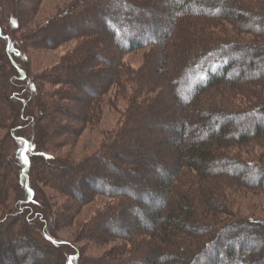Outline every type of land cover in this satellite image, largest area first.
<instances>
[{"label":"rangeland","instance_id":"rangeland-1","mask_svg":"<svg viewBox=\"0 0 264 264\" xmlns=\"http://www.w3.org/2000/svg\"><path fill=\"white\" fill-rule=\"evenodd\" d=\"M74 1L76 0H0V31L2 33L0 36V50L4 52L5 49L6 42L2 43V41H8L9 45L12 46V60L19 68L20 74H24L27 70H30L33 74H39L50 69L57 65L78 44L79 39L76 38H70L51 48L35 47L30 44H24L25 47H23L21 44V39L25 33H30L43 25ZM217 2L223 3V5L220 3L219 6L222 11L229 9L230 12L238 11V13L249 16H246V21L235 17H224V14L215 15V17L203 15L178 17L172 13L177 9L175 8V0H127V3L123 2L116 6L112 4L109 7L111 11L118 9L123 14H125L126 9L131 7V11H127L129 18H135L132 21L133 24L138 25V29L140 28L144 32L146 38L154 39L155 37L157 39L167 26L170 30L167 37L161 39L163 41L160 44L145 45L123 53L120 66L122 71L127 72L120 71V85L117 88L113 86L98 94L89 109V121L85 123L76 136L69 137L63 143V146L61 145L59 148L49 151L51 159L58 162L80 163L81 160L87 157L100 154L104 143L110 139L108 135L115 131L119 124H124L135 117L137 119L141 113L140 116L148 117L147 123L132 127L134 131H131L130 137L125 135L120 139L124 149L111 152L112 166L105 165L101 159L92 161L98 167L96 173L98 177L95 175L93 177L97 180H104L108 185H116L115 187L129 186V183L135 181L142 183L146 181V183L151 182L159 188V185L167 180V177L163 174L165 168L171 167L177 159L178 125L171 121H176L174 119L178 110L169 104L170 99L168 97L163 98L171 92L168 90L169 86H172V81L176 79L184 67L188 66L190 62L197 61L203 53L219 45H229V49L224 51H229L226 53L232 54L230 58L234 65L247 67L250 63L251 67L247 68V72L250 74L257 72L262 78L255 82L241 83V85L235 84V82L231 84L223 81L211 84L197 96L198 104L204 106L205 109L229 113L230 111H239L249 107L252 100L255 99L253 92L257 95L260 93L262 99H264V70H262L264 69V65H262L264 64L262 63L264 62V51L253 50V45H256V43H264V18L254 16L261 13V11L264 12V0H211L210 12L217 10ZM95 8L97 9V7ZM98 10L100 11H98L97 18L93 19V22L84 20L80 26L84 30L91 28L100 32L101 41L106 42L103 44L99 41L96 44L100 45L101 52L110 59L111 52L108 49V42L111 44L109 38H111L112 33L108 31L104 21L98 18L101 13H106L105 11L108 9L104 10L98 7ZM154 50H159L162 57L157 58V60L161 61L159 64L162 68H167V72L166 74L151 72V74H148L149 79L147 80V74L143 78V74L138 72H144L148 66L150 68L147 63L152 59ZM105 66L99 61H95L93 64L82 67L84 70H91L93 67H97V69L90 71V73L94 72L95 76L89 73L86 77L80 79V84L82 87H87L85 89H88V91L77 90L78 97L84 99L90 96L88 93L92 90L90 89L91 84H88L99 83L104 77L103 67ZM10 68L11 66L7 65L5 71L7 74L6 82L11 89L17 79H13L16 73L13 74ZM229 72L231 74L237 73V70L233 68ZM136 80L138 81L136 82ZM254 83H258V86H255L256 88H253L252 91L250 86ZM186 84L184 85L187 87L183 85V92L188 95L193 84L192 81L188 85ZM23 94H26L27 97L32 96L29 90H24ZM73 102H70L68 107L72 109L73 113L81 112L80 103L82 101ZM28 109L30 111L33 109L34 116H38L34 102H31ZM64 114H66L65 111ZM29 116L32 117L33 115L30 113ZM142 117L137 120L142 119ZM217 117L219 116L217 115ZM23 119L20 115L14 121L12 120V127L0 128L2 154L5 157V165L2 169L4 176L2 187L5 195L3 201L0 202V232H3L0 233V237L3 233L10 234V232L13 235L20 233L23 237L26 234V236L38 241L40 245L59 250L63 259L65 255L66 257L70 255L73 258L70 264H94L92 262L99 258H106V260L111 261H108L109 264H115L117 258H124L134 252L147 251L148 248H145L144 242L150 239L151 232L142 228L149 225L148 223L157 208V205H153V202L149 204L136 198L140 202L137 205L138 208L142 207L143 210L133 209L132 211L126 210L123 212V218L129 219V221L121 224L123 227L121 233H125L124 231L129 229L132 238L128 241L119 237L120 232L112 233L113 228L121 226L119 221L107 222L102 220L100 222V225L102 224L101 229L99 227L95 230L97 234L92 233L90 236H87L88 230L83 231L85 222L97 213L101 214L114 209L116 207L115 203L119 199L97 194L92 200L80 206L79 210L71 213V210L67 208V204L77 199H85L91 191L96 190L93 184L95 179L91 177L87 182H84L85 186L79 183L78 188L74 191L71 188L75 192L71 198L59 194L46 182L35 179L34 176L31 187L33 188L35 201L41 202L42 200L43 203H49L51 214L53 212L56 214V209L59 207V214H56V221H46L45 227H43L44 223L31 218L29 221L26 219L27 215H22V209L16 201L19 199L17 198L18 191L22 190L21 187L23 188V182L19 181L17 175L18 166L22 159L20 162L13 159H16V153L21 158L24 150L22 141L25 140V137L33 136L36 131L33 128V123L23 128L22 125L25 121ZM65 120L62 123L75 124L72 121ZM142 121L145 122L143 119ZM220 121L222 123L230 122V127L233 128L246 126L250 132L253 129L254 116H250L248 121L232 116H224ZM18 126L20 129L18 128L17 132L12 135V130ZM218 129L219 125L215 127L214 132ZM49 130L52 136L61 134L53 127ZM253 137L247 138L250 141L240 146H235L232 142L228 145L216 142V146H212L211 150L220 159L232 157L255 163L254 161L259 159L258 155L264 154V143L253 141ZM118 143L120 144V141ZM114 154H119L121 161L116 162L113 158ZM31 168V165H29L27 170V176H30V179L31 174H34ZM78 168H83V166ZM211 169L215 170L217 168L212 165ZM51 170L54 172L59 171L58 168H51ZM51 170L46 169L48 173H52ZM212 170L206 176L196 177V172L183 167L179 179L175 181V187H177L175 192L181 193L183 191L191 200V205L195 207L197 215L194 216L197 218L195 224L197 222V225L203 226L202 224L206 222L210 227L207 232L206 230L202 232L203 236L206 234L209 236L207 244L194 245L195 238L202 236L190 233H180L179 238L174 237L169 243H159L158 248L171 247L172 249L168 251L172 254L177 248H185L186 250L188 245L183 242H185L184 240L188 241L189 248L196 249L195 253L190 255V261L187 264L192 262L194 264H227L228 258L232 255H239L243 260H247L246 250L252 251L264 248V228L262 227L264 225V186L255 182L257 181L255 172L244 170L242 174L238 175L242 176L240 178L235 176L233 170L228 171L230 174H217ZM231 174H234V176ZM114 180L118 181L114 183L115 185L111 182H115ZM200 183L205 187H209L213 193L211 196L213 202L208 205L210 208L206 213L201 208L200 197L207 195V193H205L206 190L205 192L200 191ZM41 213L43 214L44 211ZM29 216L33 217L34 215ZM247 223H252L249 224L251 227H248V229L238 230L237 228L233 229V227L224 231L228 225L242 224L239 226H246ZM139 229H141V232H138ZM218 229H221L223 233L219 232ZM99 230L113 239L110 238L104 241V237L101 235L103 232L99 233ZM46 232L49 233L48 236H46ZM217 234L220 235V243L213 241V237ZM236 234L239 238L236 237ZM22 236L20 237L24 239ZM245 237L253 240L255 244L253 245V242H251L246 245L245 242L248 239L245 240ZM141 239H143V243ZM222 240L232 241L231 248H227L229 246H226ZM5 241L3 240L4 243ZM132 241L135 242V248H132ZM60 242H63L64 245L59 246ZM150 245H152V242H150ZM9 246L19 260L22 259L24 262L26 260L28 264H47L43 261L41 255L37 254L42 249L36 250L34 255H28L19 243H11ZM31 247L34 248L35 246L32 245ZM77 250L79 255L75 258L72 254ZM42 253L45 256L44 258L47 257L52 260V252L44 250Z\"/></svg>","mask_w":264,"mask_h":264},{"label":"trees","instance_id":"trees-1","mask_svg":"<svg viewBox=\"0 0 264 264\" xmlns=\"http://www.w3.org/2000/svg\"><path fill=\"white\" fill-rule=\"evenodd\" d=\"M123 2L127 3V0H112L110 2L109 0H76L64 8L59 14L43 23V25L37 27L30 33H25L21 39L22 46L24 44H30L35 47L41 46L51 48L58 46L70 38L79 39L78 44L66 54L57 65L44 70L39 74H33L30 70H27L24 74H20L19 68L12 60V46L9 45L8 41H2V43L6 42V44L4 52L3 50H0V128L12 127V122L16 117L21 115L22 119L25 117V119H23L25 121L22 127L25 128V126L33 123V128L36 130L33 133V136L25 137V140L22 141V147L24 149L25 142L27 145H30V149L24 151V155L27 156V163L21 161V158L17 153L16 159H13L16 160V162L21 161L18 166L19 171L17 172V175L19 181L23 182V188L21 187L22 190L18 191L19 194L17 198L19 199L16 201H18V205L20 209H22V215H27V220L30 221L31 218L37 222L44 223L43 227H45L46 221H56V214H59V207L56 209V214L54 212L51 214L49 203L44 202V204L42 200L41 202L35 201L33 188L31 187L33 177L35 176V179L46 182L59 194L72 198L75 194L73 191L78 188L77 185L79 183L80 185L85 186L84 182H87L90 177L94 178V175L98 177L96 174L98 172V167H96L97 164L95 165L92 161L101 159L105 165L112 166L113 161L110 157L112 154L111 152L124 149L122 148L120 139L125 135L126 137H130L129 134L131 131H134V128L132 127L138 125L141 126L144 125V123H147L148 117H142V115L140 116V113L137 119L142 117L145 122H143L142 119L137 120L135 117L129 119L124 124H119L115 131L108 135L110 139L104 143L100 154L87 157L81 160L80 163L58 162L52 160L50 157L51 154L49 151L57 149L61 145L63 146V143H65L69 137L76 136L84 127L85 123L89 121V109L93 104V100L95 102L98 94H101V92L113 86H116L117 88V86L120 85V71H122L120 64L123 53L130 52L145 45L153 46L158 43L160 44L163 41L161 39L166 38L168 35V31L170 30L169 26L165 28L164 32L161 33L160 37L157 39H155V37L154 39L146 38L144 32H142L140 28L138 29V25L133 24L134 22L132 21L135 18H129L127 11H131V7L130 9L125 10V14L118 9L112 11L109 9L112 4L116 6ZM220 3L223 5L222 2H219L217 4V10L210 12V6L212 5L211 0H175V8L177 9L172 13L174 16L178 17L202 15L215 17V15L220 16L221 14H224V17H235L236 19L243 21H246V16H249L247 14L238 13V11L230 12L229 9L222 11L219 8ZM95 7H97V9ZM98 7H100V9L103 8L104 10L108 9L105 11L106 13H99L100 16L98 18L104 21L108 31L112 33V35L110 34L111 38H109L111 44L108 42V49H110L111 52L110 59L101 52L102 49H100V45L98 46V44H96V42H99L102 39V37H100V32L91 28L84 30L82 29L83 27L80 26L84 20H87V22H93V19L95 20L97 18L98 11H100L98 10ZM193 7H195L194 10ZM263 14L264 12L261 11V13L254 16L264 18ZM1 35L2 33L0 31V36ZM104 42L106 41H103L102 43L105 44ZM253 48V50L259 49L260 51H264V43H256V45H253ZM226 49H229V45L216 46L203 53L197 61L190 62L188 66L180 71L176 79L172 81V86H169L168 89L171 92L166 94L167 96L163 98L165 99L168 97L170 99L169 104L172 105L174 109L178 110L177 116L174 119L176 121H171L178 125L177 159L171 167L165 168L163 174L167 177V180L159 185V188L154 186L151 182L146 183V181L145 183L135 181L134 183H129V186L122 185L120 187H115L116 185L114 183L118 181H111L115 185L112 186L106 184L102 179L97 180V178H94L95 180L93 184L96 187V190L91 191L85 199H77L76 201L67 204L68 210H71L72 213L79 210L80 206L92 200L97 194L119 198L118 202L115 203L116 207L114 209L101 214L97 213L84 223L83 231L86 232L85 230H88L89 232L87 236L96 233L95 230L102 225H100L102 220H106L107 222L112 220L116 222L119 221L120 225L128 222L129 219L123 218V212L126 210L132 211L133 209L143 210L142 207L138 208L137 205L140 204V202L139 200H136V198H139L146 203L151 204L153 202V205H157V208L148 223L149 227L146 226V228H142L145 231L151 232L150 239L147 242H144L143 239H141L142 243L144 242L146 245L145 248H148L147 251L134 252L124 258H117L115 264H187L190 261V255L195 253L196 249L189 248L188 241L184 240L185 242H183L188 245L186 250L185 248H177L172 254L168 251L172 249L171 247L158 248L160 242L169 243L174 237L179 238L180 233H190L196 236H202L195 238L196 242L193 243L194 245L208 243V234L203 236L202 232H204L203 230H206L207 232L210 227L206 222L202 224L203 226L197 225V222L195 224V220H197V218L194 217L196 211L195 207L191 205V200L183 191L181 193L175 192L177 189V187H175V181L179 179V174L183 167L186 169L190 168L192 171L196 172V177L206 176L212 170V165L216 166L217 169L212 171L217 174H230L228 171L233 170L235 176H238L242 174L244 170H253L257 177V181L255 182L258 185L264 186V154L258 155L259 159L254 161L255 164L248 160H240L232 157L220 159L217 158L211 150L212 146H216V142L226 143L227 145L232 142L235 146H240L250 141L247 138L253 136V141L264 143V101H262L264 99H262L261 94L258 93L257 95L253 92L255 99L252 100L249 107L243 108L239 111H230L229 113H221L205 109L204 106H200L197 102V96L206 90L211 84L223 81L231 84L235 82V84L237 83L241 85V83L255 82L262 78L257 72L251 74L247 72V68L251 67L250 63L247 67L244 65H234L230 58L232 54L226 53L229 52L224 51ZM154 51L152 59L147 63L150 65V68L148 66L144 72H138L143 74V78H145V74H147V80L149 79L148 74H151V72H156L157 74H159V72L166 74L167 72V68H162L159 64L161 61L157 60V58L162 57L159 50ZM257 59L259 58L257 57ZM95 61H99L106 65L103 67L104 77L98 84L89 83L88 85L91 84L90 89L92 90L88 93L90 96L82 99L78 97L77 90L83 89L87 92L88 89H85L87 87H82L80 79L86 77L90 71H93L92 69H97V67H93L92 69L90 68L91 70H84L82 67L93 64ZM6 64L11 66L10 69L13 74L16 73L13 79H17L14 84V87L17 89L14 87L10 89L9 84L6 82ZM233 68H236L237 73L231 74L229 72L230 69ZM122 72L127 71L123 70ZM90 74L95 76L94 72H91ZM137 81L138 80H136V82ZM191 81L193 85L190 88L188 95L184 94V87H187L184 84L187 83L186 85H188ZM255 86H258V83H254L250 86L252 87V91L253 88H256ZM47 87L49 88L47 89ZM24 90H29L32 96L27 97L26 94H23ZM77 100L82 101V103H80L82 111L79 113H73L72 109L68 107V104L73 101L76 102ZM31 102H34L38 116H34L33 109H31V111L28 109ZM64 111L66 114H64ZM30 113L33 115L32 117L29 116ZM217 115L219 117H217ZM252 115L254 116V122L252 123L253 129L250 132L246 126L233 128L230 127V122L227 121L222 123L220 121L224 116H232L233 118H240L241 120L248 121L249 117ZM64 118L75 124L62 123V121H66ZM217 125H219V129L214 132ZM52 127L54 130L56 129V131H60L61 134L58 136H52L49 130ZM18 128L19 126L12 130V135L17 132L16 130ZM118 141H120V144ZM118 155L119 154L113 155L116 162L121 161ZM4 165L5 157L2 154V144L0 142V202L3 201L5 195L2 187L4 179L2 169L4 168ZM27 165H31V170L34 173L31 174V179L30 176H27ZM82 166L83 168H78ZM51 168H58L59 171L54 172ZM46 169L51 170L52 173H48ZM231 175L234 176V174ZM238 177L242 178V176ZM71 188H73V191ZM199 189L203 192L206 190L205 193H207V195L200 197L201 208L203 212L206 213L210 208L208 205H211L213 202V198H211L213 193L210 191L211 189L209 187L203 186L202 183H200ZM42 211H44L43 214L41 213ZM29 215L34 216L30 217ZM249 224L252 223H247L246 226H239L242 224H231L226 226L224 231L230 230L233 227V229L237 228L238 230L248 229V227H251ZM262 227L264 228V225ZM99 229H101V227ZM122 229V225L116 226L113 228L112 233L120 232V234H117L120 235L119 237L121 239H124L125 241L130 240L132 237L130 236L131 232L129 229L128 231H124L125 233H121L123 232ZM139 230L140 231L138 232H141V229ZM218 231L223 233L221 229H218ZM2 232L3 231L0 233ZM100 232L103 231L99 230V233ZM48 234L49 233L46 232V236H48ZM101 235L104 237V241H107L110 238L113 239L111 236L108 237L104 232ZM20 236H22V234L17 233L16 235H13L11 232L10 234L3 233L1 235L0 264H28L26 260L24 262V260H19L15 256L9 246L11 243H19L28 255H34L36 254V250L38 251L39 249H42L38 251L37 254L41 255L43 261L47 262V264H51V262L52 264H70L73 260L70 255L69 257H66L65 255L63 259L62 253L59 250H53L42 244L40 245L38 241L34 240L32 237L26 236V234L24 237L22 236L24 239ZM236 237H238L237 234ZM213 239L215 243H220L221 241L220 235L218 234L214 236ZM246 239H248V237H245V240ZM3 240H6L5 243ZM222 241L226 246H229L227 248H231L230 245L232 241ZM138 242H140V240H138ZM150 242H152V245H150ZM251 242H253V240L248 239L245 244L248 245ZM53 243L56 244L55 242ZM62 243L63 242H60L59 246L64 245ZM212 244L214 246V242ZM254 244L255 243L253 242V245ZM32 245L35 247H31ZM131 245L132 248H135V242L132 241ZM44 250L53 253L52 260L51 258H44L45 256L42 253ZM246 251L247 260H243L239 255H232L228 258L229 261H227V264H264V248L260 250L255 249L252 251ZM167 253L170 255H166ZM78 255V250L72 254L75 258H77ZM108 261L110 260L99 258L92 263L109 264Z\"/></svg>","mask_w":264,"mask_h":264},{"label":"snow or ice","instance_id":"snow-or-ice-1","mask_svg":"<svg viewBox=\"0 0 264 264\" xmlns=\"http://www.w3.org/2000/svg\"><path fill=\"white\" fill-rule=\"evenodd\" d=\"M29 149H30V145H27V143L25 142V149L23 151H27ZM23 151L21 154V159L24 163H27V156L23 154Z\"/></svg>","mask_w":264,"mask_h":264}]
</instances>
